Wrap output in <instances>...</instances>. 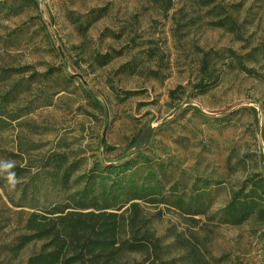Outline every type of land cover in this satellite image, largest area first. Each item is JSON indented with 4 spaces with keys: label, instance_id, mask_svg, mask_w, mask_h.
<instances>
[{
    "label": "rangeland",
    "instance_id": "obj_1",
    "mask_svg": "<svg viewBox=\"0 0 264 264\" xmlns=\"http://www.w3.org/2000/svg\"><path fill=\"white\" fill-rule=\"evenodd\" d=\"M9 4L13 11H0V161L34 172L47 154L63 152L82 160L75 178L135 159L120 177L139 186L155 183L150 164L170 204L139 200L141 231L160 240L158 257L146 264H264V222L252 216L230 225L217 215L246 178L264 175V57L247 58L249 71L229 53L246 55L264 39V0H175L168 12L151 0ZM224 16L237 32L218 23ZM98 53L111 54L106 65ZM204 56L218 77L201 93ZM197 177L212 183L194 188ZM27 180L0 184V264H27L42 245L12 249L32 212L18 204L19 182ZM37 182V196L57 197L49 175ZM198 192L209 203L206 215L173 204L174 196L188 202ZM135 258L145 255L125 260Z\"/></svg>",
    "mask_w": 264,
    "mask_h": 264
},
{
    "label": "trees",
    "instance_id": "obj_2",
    "mask_svg": "<svg viewBox=\"0 0 264 264\" xmlns=\"http://www.w3.org/2000/svg\"><path fill=\"white\" fill-rule=\"evenodd\" d=\"M151 1L164 12L172 9L175 2ZM13 9L9 0L0 1V11L10 12ZM218 23L233 32L239 29L231 16H224ZM229 53L238 68L251 71L252 68L246 66L245 60L249 57H264V39L255 44L246 55L237 54L234 50H229ZM110 57L109 53H98L95 60L103 66L109 62ZM210 62V58L204 56L200 65L202 78L197 87L201 93L206 92L218 77L215 76V69L211 68ZM182 89V85L173 89L170 92L171 97L176 99L177 93ZM1 115L0 112V127L4 125ZM81 161H70L66 153L52 152L43 158L39 169L34 172L30 166L22 163H14L12 169L0 168V184L7 180L10 171L15 173L16 180L28 177L26 182H19L18 204H28L32 212L26 221L27 233L21 235L12 248L15 254L31 242L40 241V250L29 256L27 264H146L152 254L158 257L160 240L147 228L141 231L144 220L140 217L139 203V200L144 199L155 204L166 201L170 204V195L162 192L156 170L151 168L150 164L147 165V175L155 181L153 185L147 186L137 185L133 178L124 182L120 177V173H125L126 169L133 167L135 159L119 165L93 167L89 172L74 178ZM45 175L51 177L53 187L57 191V197L51 202H48L45 195H40L42 198L36 195L42 189L37 180ZM81 182H84L83 186L76 187ZM200 182L206 189L212 180L197 177L193 187L196 188ZM43 187L48 189V186ZM198 193L200 194L195 197L191 195L188 202L181 194L174 196L173 204L193 216L206 215L209 203L204 202L205 200L199 202L205 193ZM208 194L206 192V195ZM127 195L130 196L126 198ZM125 206L127 207L123 209ZM217 215L221 223L230 225H241L252 216L264 222V175L255 173L246 178L241 186L232 192L230 200ZM139 253L145 255V258H135L132 262L125 260V257ZM163 263L167 264V261ZM150 264H156V258H153Z\"/></svg>",
    "mask_w": 264,
    "mask_h": 264
},
{
    "label": "clouds",
    "instance_id": "obj_3",
    "mask_svg": "<svg viewBox=\"0 0 264 264\" xmlns=\"http://www.w3.org/2000/svg\"><path fill=\"white\" fill-rule=\"evenodd\" d=\"M14 167V163L11 161H7V163H3V161H0V168L7 170L12 169ZM7 180L10 186L14 187L17 183L15 173L10 171L8 172Z\"/></svg>",
    "mask_w": 264,
    "mask_h": 264
}]
</instances>
